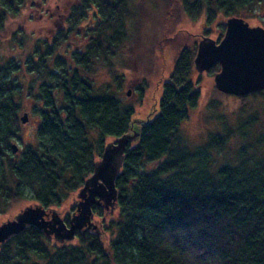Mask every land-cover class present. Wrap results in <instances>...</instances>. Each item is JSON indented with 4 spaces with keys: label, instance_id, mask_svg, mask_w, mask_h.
<instances>
[{
    "label": "trees",
    "instance_id": "16d2710c",
    "mask_svg": "<svg viewBox=\"0 0 264 264\" xmlns=\"http://www.w3.org/2000/svg\"><path fill=\"white\" fill-rule=\"evenodd\" d=\"M26 1L0 0V32ZM259 1L176 0L188 18L203 14L207 25L219 14L240 16ZM135 2L73 0L49 41L14 37L21 58L0 56L1 215L25 200L60 206L92 173L106 140L127 131L134 106L118 97L123 73L112 71V83L102 87L91 76L100 62L132 69L144 26ZM219 26L224 31V23ZM195 51L196 45L190 53L178 51L155 113L124 152L115 219L103 223L106 211L93 205L102 225L64 244L29 226L0 244V264H264V143L250 135L255 113L242 111L244 99L264 90L239 98L234 120L219 113L218 128L186 147L178 133L199 99L189 77ZM216 70L217 64L209 71ZM145 86L136 88L138 99ZM23 113L35 123L33 141L13 152L12 144L22 143Z\"/></svg>",
    "mask_w": 264,
    "mask_h": 264
},
{
    "label": "rangeland",
    "instance_id": "374dc122",
    "mask_svg": "<svg viewBox=\"0 0 264 264\" xmlns=\"http://www.w3.org/2000/svg\"><path fill=\"white\" fill-rule=\"evenodd\" d=\"M73 0H28L19 9L16 15H9L6 19L5 28L0 32V56L3 58L13 57L20 59L21 50L14 46L15 42L12 38L21 39L33 36L36 38H45L50 40L55 32L64 25L65 16H67L69 6ZM138 7V18L144 20V26L138 27V47L133 46L132 50V69H117L112 66H107L100 62L97 66H93L92 78L94 85L102 87L112 83V71L117 75L123 73V84L119 91L118 97L121 100L133 104L134 118H145L149 113H155L157 100L162 93V83L171 81L170 75L174 60L178 56V51L185 49L187 52H192L198 40L201 39L202 30H209V38L217 41L221 34L220 24L224 23L228 17L219 14L214 19L213 23L207 25L204 20V15H200L196 20L188 18L183 11H180L176 0H136ZM177 3V4H174ZM249 26H260L264 28V0H261L246 11L240 14ZM141 21V20H138ZM89 22V21H88ZM91 22V21H90ZM89 22V23H90ZM81 24H87L84 20ZM140 25V24H138ZM14 34L15 36H13ZM162 43L158 46V41ZM170 40V41H168ZM77 43V41L73 40ZM164 41V42H163ZM168 41V42H167ZM173 41V42H172ZM171 42V43H170ZM70 48L73 46L70 45ZM75 49H78L75 47ZM62 50H65L62 47ZM153 50L150 54V51ZM137 59H140L138 61ZM116 60L113 64H116ZM112 68V69H111ZM134 71V72H133ZM136 72V73H135ZM216 72V71H215ZM214 71L198 73L194 70L191 62L190 80L196 84L199 90V99L195 108L190 110L188 119L182 123L179 129V135L183 139V144L186 147L193 149L195 146L204 142L207 132L216 130L221 121H218V115L226 116L230 122L234 120L235 112L239 110L243 102L234 95L220 93L214 86ZM19 75V73H18ZM146 85L143 91L142 98L138 99L136 88L140 85ZM128 92V94H127ZM246 100L245 108H242L243 115L255 113L256 118L253 127L251 128L252 140H260L264 143V95L250 96ZM217 103V104H215ZM209 104L217 107H211ZM227 121V122H229ZM35 123L32 119L23 124L20 131V140L22 143L14 142L18 148H21L26 143L33 141ZM108 138L106 142L113 141ZM236 146L232 145L229 148V155L235 150ZM76 192H72L60 206L49 208L56 210L62 219L68 217L75 208ZM33 204L29 200L17 203L13 208L6 213L0 214V223L12 218L24 206ZM72 207H74L72 209ZM106 215L103 218V223L109 219H115L117 210H105ZM92 223L95 229L102 225V219L92 215ZM91 230V229H89ZM92 231H95L94 229ZM105 240L108 235L105 234ZM65 242H75V240Z\"/></svg>",
    "mask_w": 264,
    "mask_h": 264
},
{
    "label": "water",
    "instance_id": "95a60500",
    "mask_svg": "<svg viewBox=\"0 0 264 264\" xmlns=\"http://www.w3.org/2000/svg\"><path fill=\"white\" fill-rule=\"evenodd\" d=\"M192 66L198 73L209 71L214 65V86L223 94L244 98L264 90V28L249 26L241 16H232L224 22L222 37L216 41L202 36L196 43ZM128 94V92H127ZM150 113L142 119L133 118L126 132L107 142L93 164L92 173L76 190L75 208L64 222L56 210L45 209L33 203L24 206L12 218L0 223V244L12 236L34 226L46 237L58 243L75 240L76 232L94 229L92 206L104 210L116 208L117 189L115 179L121 170L124 152L140 137L142 125L149 122ZM28 121L26 113L20 117ZM13 152L17 145L12 144Z\"/></svg>",
    "mask_w": 264,
    "mask_h": 264
}]
</instances>
